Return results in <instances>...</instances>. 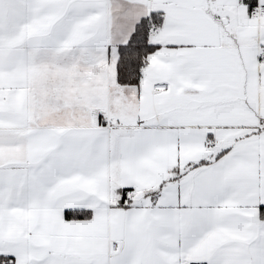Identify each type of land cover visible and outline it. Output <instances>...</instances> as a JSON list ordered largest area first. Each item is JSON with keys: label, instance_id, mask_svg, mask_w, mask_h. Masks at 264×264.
Returning a JSON list of instances; mask_svg holds the SVG:
<instances>
[{"label": "snow or ice", "instance_id": "snow-or-ice-1", "mask_svg": "<svg viewBox=\"0 0 264 264\" xmlns=\"http://www.w3.org/2000/svg\"><path fill=\"white\" fill-rule=\"evenodd\" d=\"M0 264H264V0H0Z\"/></svg>", "mask_w": 264, "mask_h": 264}]
</instances>
